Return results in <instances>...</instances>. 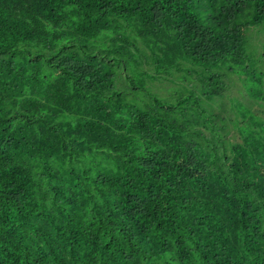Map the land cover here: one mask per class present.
Segmentation results:
<instances>
[{
  "label": "trees",
  "instance_id": "trees-1",
  "mask_svg": "<svg viewBox=\"0 0 264 264\" xmlns=\"http://www.w3.org/2000/svg\"><path fill=\"white\" fill-rule=\"evenodd\" d=\"M254 29L264 0H0V264H264V119L213 112L228 73L264 110Z\"/></svg>",
  "mask_w": 264,
  "mask_h": 264
},
{
  "label": "rangeland",
  "instance_id": "rangeland-1",
  "mask_svg": "<svg viewBox=\"0 0 264 264\" xmlns=\"http://www.w3.org/2000/svg\"><path fill=\"white\" fill-rule=\"evenodd\" d=\"M248 38V53L257 59L255 67L256 72H264V31L255 29L250 30ZM145 69L149 73H152L147 66ZM228 74L232 75H230L229 78H227V80L225 81V98L223 99L224 105L221 106L220 112L218 110V107L214 108L213 112L218 113L219 117H225L229 122V120L234 118V111L229 108V102H227L230 101L231 103L242 104L256 117L264 119V110L262 109V106L259 105V100H256V102L255 99L248 94V84L244 76H238L235 73ZM170 80L172 82L171 84H167L164 81H155L147 82V85L151 86L152 92H154L155 95L159 98L170 100L175 97L173 94H171L170 88L174 91H177L180 85H186V81H181L176 74ZM228 137L233 142H240L235 131H230Z\"/></svg>",
  "mask_w": 264,
  "mask_h": 264
}]
</instances>
